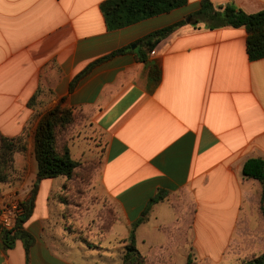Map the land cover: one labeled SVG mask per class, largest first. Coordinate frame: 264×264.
Wrapping results in <instances>:
<instances>
[{"label": "crops", "instance_id": "1", "mask_svg": "<svg viewBox=\"0 0 264 264\" xmlns=\"http://www.w3.org/2000/svg\"><path fill=\"white\" fill-rule=\"evenodd\" d=\"M103 1L0 0V133L26 145L14 155L10 181L0 183V205L14 194L22 207L34 200L25 224L34 238L29 254L22 240L4 249L0 229V264H99L114 252L123 264L134 224L161 190L165 200L134 229L149 264L220 262L229 250L243 259L263 253L264 182L245 178L243 167L264 161V58L249 59L246 28L191 20L203 0H189L110 30ZM210 1L217 10L264 11V0ZM181 21L148 62L128 52L87 70ZM63 99L92 115L103 133L104 162L91 189L116 214L104 232L102 219H79L91 226L82 237L63 215L66 179L38 182L34 154L40 119ZM71 155L80 162L72 148Z\"/></svg>", "mask_w": 264, "mask_h": 264}, {"label": "trees", "instance_id": "2", "mask_svg": "<svg viewBox=\"0 0 264 264\" xmlns=\"http://www.w3.org/2000/svg\"><path fill=\"white\" fill-rule=\"evenodd\" d=\"M188 3L189 0H105L101 4V9L108 28L116 30L164 13H169L186 6ZM189 18L196 20V22H210L211 25L218 27H245L248 34L247 53L249 59L256 61L264 58V11L248 14L233 5H227L224 9L217 10L210 0H203L201 2V9L189 16ZM184 24H186V21L159 29L139 40L137 43L139 47L136 50L133 51L132 47L117 50L108 56L94 61L88 66L87 70L115 56L128 52L135 53L140 62H148L149 55L156 46ZM85 73L84 71L75 77L71 84V91H74ZM156 75L159 76V73H157L156 69L152 68L151 76L155 77ZM64 104L65 101L63 99L59 105L40 119L34 133V154L38 164V182L59 177L66 179L62 198L67 203L70 199L69 196H71V188L74 187L75 182H78L76 179L81 175L79 178L84 180L86 172L81 171L83 164L72 158L69 146L59 141L61 134L74 123L76 117L75 109ZM25 150L26 145L22 144L21 140L9 139L0 133V183H7L12 176L15 153ZM243 175L247 179L264 182V161L259 158L248 160L244 164ZM166 197L167 193L161 190L150 200L143 213V217L134 224L131 237L124 249L123 264H149L148 260L140 253L136 246L134 229L146 220L152 207L165 200ZM23 209L24 213L19 218L16 235L12 237L9 233L3 231L2 243L4 249H11L15 246L17 240H22L25 243V250L28 255L30 247L34 243V238L25 229V224L30 219L34 210V200L28 204H23ZM112 220L108 222L105 229L110 227ZM189 264H191L190 260ZM239 264H264V252L247 257Z\"/></svg>", "mask_w": 264, "mask_h": 264}, {"label": "rangeland", "instance_id": "3", "mask_svg": "<svg viewBox=\"0 0 264 264\" xmlns=\"http://www.w3.org/2000/svg\"><path fill=\"white\" fill-rule=\"evenodd\" d=\"M74 123L64 131L59 141L69 146L74 156L80 157V163L83 164L81 168L82 172H86V178L81 180L78 177V182H75L74 187L70 190L69 200L67 203L61 197L62 204L64 206L63 215L66 220V225L72 232L85 235L88 233L91 226L81 224L79 219L88 218L93 219L92 223H97L96 220H103L100 230L104 232L106 225L111 221L114 216V210L109 203L104 199L94 196L92 192V182L95 173L100 171L104 162L103 149L104 138L103 133L99 130L94 122L92 115H89L82 110L75 111ZM61 179V178H60ZM81 180V181H79ZM10 181V179H9ZM80 182V184H79ZM79 184V185H78ZM181 199V197H179ZM68 204V205H67ZM202 216V213H201ZM203 219H206L203 217ZM203 231H207V227H202ZM207 235V233L205 234ZM203 239L201 235V240ZM220 246L219 243H217ZM217 253L221 252L217 249ZM220 262H203V264H239L244 257H237L232 255V251H227ZM116 258L121 264L120 254L114 252L112 258H98L99 264H115ZM89 261H92V257H88Z\"/></svg>", "mask_w": 264, "mask_h": 264}, {"label": "built area", "instance_id": "4", "mask_svg": "<svg viewBox=\"0 0 264 264\" xmlns=\"http://www.w3.org/2000/svg\"><path fill=\"white\" fill-rule=\"evenodd\" d=\"M23 213L21 201L16 194L4 199L0 205V229L12 237L15 236L19 218Z\"/></svg>", "mask_w": 264, "mask_h": 264}, {"label": "water", "instance_id": "5", "mask_svg": "<svg viewBox=\"0 0 264 264\" xmlns=\"http://www.w3.org/2000/svg\"><path fill=\"white\" fill-rule=\"evenodd\" d=\"M136 48H137V45H134V46H133V49H136Z\"/></svg>", "mask_w": 264, "mask_h": 264}]
</instances>
